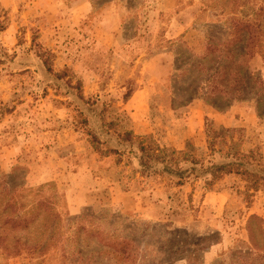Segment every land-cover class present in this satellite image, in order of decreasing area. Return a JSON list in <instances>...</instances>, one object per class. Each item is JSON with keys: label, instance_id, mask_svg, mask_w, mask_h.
<instances>
[{"label": "rangeland", "instance_id": "374dc122", "mask_svg": "<svg viewBox=\"0 0 264 264\" xmlns=\"http://www.w3.org/2000/svg\"><path fill=\"white\" fill-rule=\"evenodd\" d=\"M0 23V179L37 216L21 235L49 241L42 252L0 250V264H264V189L235 175L175 186L161 165L140 172L136 149L152 137L208 161L212 140L222 153L255 152L248 169H261L264 0H0ZM208 48L230 55L229 82L249 78L222 112L201 97L181 105ZM89 231L125 239L132 257L79 259L71 239Z\"/></svg>", "mask_w": 264, "mask_h": 264}, {"label": "trees", "instance_id": "16d2710c", "mask_svg": "<svg viewBox=\"0 0 264 264\" xmlns=\"http://www.w3.org/2000/svg\"><path fill=\"white\" fill-rule=\"evenodd\" d=\"M3 30L4 27L0 26V31ZM215 53L213 49L208 48L203 60L202 58L199 59L202 62L195 65L200 70H203L202 73H205L196 83L194 82L190 85L187 89L189 98L183 99L181 105L189 103L192 99L201 97L205 104L211 106L218 112H222L228 109L233 101L243 100L239 98V96L244 94L243 92L246 90V88L244 89V85H246L249 78L246 79L245 76L241 78L235 77L233 82L232 79L229 82L227 79V69L223 64L226 60H230V55L225 51L224 54H220L219 58H217V56H211ZM237 55L242 57L243 51H240ZM205 60L210 62L207 68L203 67V63L206 62ZM45 62L46 60L43 61V64L46 66V70L49 71ZM188 62L189 64L184 65L185 67L183 66L182 68H193L194 63L187 60V63ZM175 71L178 70L175 69ZM189 73V71L186 72L187 75ZM245 75H249V73ZM250 76L253 77V75ZM130 97V91L126 92L122 98L123 102L127 101ZM257 106H259V103ZM257 112L258 116H261L259 108ZM125 136H130V134L125 133ZM92 140L97 142L95 137H92ZM136 149L139 153L138 163L141 169L140 172L143 173L155 165H161V173L169 176L170 180H176L175 186H182L191 177H193L194 180L203 179L204 184L210 186L224 176L235 175L245 183V186H247L249 190L257 191L264 189V165H261V169L259 170L250 171L248 169V166L252 167L253 164L257 165V163H259L257 154L252 151H250L248 155H240L237 147L232 146L229 147L225 153H222V151H215L214 141L209 140L207 147L209 152L207 156L208 161H205L198 160L188 153L177 157L175 151L169 150L165 146L155 142L152 137L139 139ZM215 154L219 156L218 159L222 160L220 163L215 162L213 158ZM183 165H191L192 168L188 171L182 168ZM197 167L198 170L196 169ZM247 196L250 198V195ZM0 197H2V200L7 198L3 203L0 202V250H2V253L18 256L24 248L32 252L44 251L49 245V241H47V243L35 241V243L29 244L25 240L27 238L21 235L22 232L33 229L37 221V216L34 214L29 217L24 215L25 212H27L28 203L25 201V196L22 194L21 188L13 185V183H9L7 187L4 181L0 179ZM52 199H54V197ZM38 205L44 212L48 214L52 213V203L50 199L41 200L38 202ZM52 218H56V215L52 214ZM253 219H256V217H253L252 220ZM43 228L46 227L44 226ZM75 229L79 233L86 234L87 232V228H85L82 223L76 226ZM248 231L251 233V229H248ZM89 232L93 233V235H90V238L85 239V241L71 239L72 241H77V249L74 255L79 259H86L88 256L95 258L103 255L116 256L122 261H129L132 257L131 249H129L130 243L125 239L118 241L113 239L114 237L112 235L104 237L102 234H99L98 231ZM43 234L44 232L42 231L40 235ZM21 239H24V241ZM36 239L39 238L37 237ZM46 239L52 238L48 236ZM67 240L68 239H64L63 243Z\"/></svg>", "mask_w": 264, "mask_h": 264}]
</instances>
